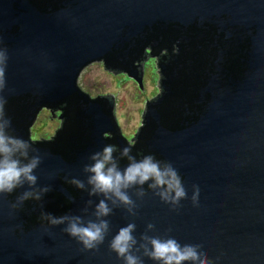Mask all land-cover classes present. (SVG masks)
I'll use <instances>...</instances> for the list:
<instances>
[{"label":"water","instance_id":"water-1","mask_svg":"<svg viewBox=\"0 0 264 264\" xmlns=\"http://www.w3.org/2000/svg\"><path fill=\"white\" fill-rule=\"evenodd\" d=\"M150 40L152 55L167 48L162 92L124 147L112 94L88 97L77 79L103 59L142 89L133 62ZM0 51L9 134L41 156L37 186L50 187L40 200L18 202L26 184L0 194V264H123L109 243L129 223L137 239L152 223L150 236L202 245L212 264H264V0H0ZM108 145L121 170L131 162L124 148L171 163L188 198L173 208L148 183L129 189L135 215L113 206L104 243L85 250L44 214L95 220L103 197L89 195L84 167Z\"/></svg>","mask_w":264,"mask_h":264},{"label":"clouds","instance_id":"clouds-1","mask_svg":"<svg viewBox=\"0 0 264 264\" xmlns=\"http://www.w3.org/2000/svg\"><path fill=\"white\" fill-rule=\"evenodd\" d=\"M6 61V53L0 51V91L5 87ZM4 105L5 102L0 98V194L13 193L26 184L28 190L17 198L18 202L40 200L50 190L49 186H37L35 170L41 163V156L32 154L34 149L28 141L9 134L10 122L5 119ZM130 151V148H124L121 153L131 161L123 170L114 157V147L111 145L92 154L90 159L93 163L85 165L89 195L103 197L95 205V220L85 221L81 216L56 217L50 213L44 214L49 224L58 226L66 223L63 231L82 244L85 250H99L110 231V222L105 217L112 214L113 206L122 205L130 214L135 215L136 204L128 194L129 189H142L148 183V187L155 190V194L173 208L178 207L181 200L188 198L183 179L171 163L161 164L152 155L136 161L129 155ZM71 182L78 188L86 187L84 181L73 179ZM192 187L191 200L196 206L199 186ZM136 195L143 196L144 192L137 191ZM88 203L91 205L93 201ZM17 206L18 204H13L14 208ZM154 229V224H147L146 231L137 239L134 235L136 225L129 223L112 237L109 248L123 264H144V257L152 260L154 264H212L207 253L202 251V245H182L173 237L161 238L147 234Z\"/></svg>","mask_w":264,"mask_h":264},{"label":"rangeland","instance_id":"rangeland-1","mask_svg":"<svg viewBox=\"0 0 264 264\" xmlns=\"http://www.w3.org/2000/svg\"><path fill=\"white\" fill-rule=\"evenodd\" d=\"M157 61L156 55L142 60V89L126 71L106 68L103 59L91 61L84 66L78 76L77 85L89 97L112 94L113 117L121 134L130 139L136 137L140 127L144 126L147 102L154 100L159 93L160 66L158 67Z\"/></svg>","mask_w":264,"mask_h":264},{"label":"trees","instance_id":"trees-1","mask_svg":"<svg viewBox=\"0 0 264 264\" xmlns=\"http://www.w3.org/2000/svg\"><path fill=\"white\" fill-rule=\"evenodd\" d=\"M153 41H149L147 44H146V46L143 48V51H142V54H141V56L140 57H138V60L139 61H137V59H135L134 60V62L135 63H133V65L134 64H139V65H142V60L145 58V57H147V56H149L150 57V55H152L150 52H151V46H150V43H152ZM166 50H167V48H162V49H160V51L158 52V54L156 55V57H157V59H158V61H157V65H158V63H160V59H161V57H162V55H164L165 54V52H166ZM158 67H159V65H158ZM112 69H114V71L115 70H117V69H115V68H112ZM160 73V72H159ZM161 79H163V75L162 74H160L159 75V81H160V83H161ZM161 89H159V93L153 98V99H156L160 94H161ZM87 95V94H86ZM88 96V95H87ZM89 97V96H88Z\"/></svg>","mask_w":264,"mask_h":264},{"label":"flooded vegetation","instance_id":"flooded-vegetation-1","mask_svg":"<svg viewBox=\"0 0 264 264\" xmlns=\"http://www.w3.org/2000/svg\"><path fill=\"white\" fill-rule=\"evenodd\" d=\"M115 126H116V128L118 130L119 137L121 139V142H122L123 146L124 147H132L135 144V142L137 141V137H133V138L128 139V138L124 137L123 134H121V131L118 129L117 124Z\"/></svg>","mask_w":264,"mask_h":264}]
</instances>
